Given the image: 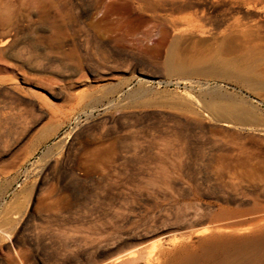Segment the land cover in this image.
I'll return each instance as SVG.
<instances>
[{
	"label": "rangeland",
	"instance_id": "374dc122",
	"mask_svg": "<svg viewBox=\"0 0 264 264\" xmlns=\"http://www.w3.org/2000/svg\"><path fill=\"white\" fill-rule=\"evenodd\" d=\"M44 3L0 35V264H264V0Z\"/></svg>",
	"mask_w": 264,
	"mask_h": 264
},
{
	"label": "bare ground",
	"instance_id": "6f19581e",
	"mask_svg": "<svg viewBox=\"0 0 264 264\" xmlns=\"http://www.w3.org/2000/svg\"><path fill=\"white\" fill-rule=\"evenodd\" d=\"M28 1V2H27ZM46 0H26V1H23V0H0V35L3 37V40L1 39V41H3V43H7L8 41H12L13 39V37H14V40L13 41H16V38H15V36H16V33H18L19 31H22V32H24V30H20L23 26H21V25H23V23L26 21V22H28L29 21V17H30V21L31 20H33V18L31 19V17H32V15H31V10L32 9H34V10H36V11H38L37 12V14H39L40 15V13H41V15H46V13H44V9H46L45 8V4L46 3H44ZM58 1V0H57ZM51 6V5H50ZM59 10V9H58ZM49 11V10H48ZM36 14V15H37ZM49 14V13H48ZM31 15V16H30ZM34 15V14H33ZM39 15H38V17H39ZM55 15V14H54ZM60 15V14H59ZM58 15V16H59ZM50 16L51 17H54V18H56L55 16H52L51 14H50ZM48 17V16H47ZM46 18V17H45ZM49 18V17H48ZM58 18V17H57ZM39 19L40 18H38V21H39ZM43 19V18H42ZM42 19H41V21H42ZM50 19V18H49ZM37 20V19H36ZM45 20V19H44ZM46 20H48L47 18H46ZM51 20V21H50ZM50 20H48V21H50L51 23H52V31H51V36L49 37V42H48V44H47V49L48 50H46L47 52H43L42 50H41V48L40 47H38V45H35V42H32L31 44H33L34 43V45H30V50L31 51H37V52H41V53H47V55H48V53H51L50 54V56L51 57H49V58H47V56H46V63H49V64H51V65H53V64H55L56 65V69L54 70V74H56V75H60V68H59V65H60V63H62L59 59L61 58V56H63L62 54H65V50L63 49L64 47V44L66 43L65 41H64V39H65V35H64V33H63V30H62V28H60L59 26V24H58V22H56L55 20H52V19H50ZM37 21V22H38ZM25 22V24H27ZM32 22V21H31ZM30 22V23H31ZM33 22H34V20H33ZM45 22V21H44ZM47 22V21H46ZM49 22V23H50ZM29 23V24H30ZM35 24V23H34ZM37 24V23H36ZM48 24V23H47ZM28 25V24H27ZM38 25H39V23H38ZM44 25V24H43ZM29 26V25H28ZM27 26V27H28ZM32 26H34V25H32ZM25 28H26V25L24 26ZM30 27V26H29ZM50 28V29H51ZM24 29V28H23ZM30 31V30H29ZM74 31V30H73ZM21 33V32H20ZM74 34V33H73ZM28 36V35H27ZM40 39H41V37H39ZM0 41V42H1ZM37 41H39V39L37 40ZM36 41V42H37ZM41 42V40L37 43V44H39ZM3 43L1 44V45H3ZM9 43V42H8ZM11 43V42H10ZM25 44V43H24ZM28 44V43H27ZM41 45H42V43H40ZM71 44H73L72 42H71ZM8 45V44H7ZM44 45V44H43ZM45 45H46V43H45ZM11 45H9V51H8V53H10V54H15V55H17L15 52H16V50H15V46L14 47H11ZM44 47V46H43ZM8 48V47H7ZM66 48V47H65ZM25 49V48H24ZM174 50H175V48L173 49V50H170L168 53H167V55H166V59H165V63H164V69H166L168 72H183V70H184V68H185V61L183 60V59H181V58H179V55H178V53L176 54L175 52H177V51H175L174 52ZM3 51V50H2ZM18 51V50H17ZM30 52V51H29ZM28 52V53H29ZM39 52V53H40ZM67 52V51H66ZM9 54V55H10ZM13 54V55H14ZM70 54V53H69ZM15 55H14V57H15ZM6 56H7V54H6ZM17 56H19V55H17ZM43 56V55H42ZM30 58V57H29ZM65 58V57H64ZM215 60H214V62L215 61H217V62H215V63H222V64H225V66L222 68V70L225 72V73H230V74H238V75H242V76H248V77H252V73H251V71H250V69L248 68V67H246V66H241V65H238V64H236V63H234V62H223V61H219L220 59L219 58H214ZM4 60V59H3ZM62 60V59H61ZM26 62H21V64L22 65H24V66H26V67H28V68H30V63L29 62H27V60H25ZM64 62V61H63ZM192 63H194V61H192ZM49 64H47V65H49ZM55 65H54V68H55ZM7 67V66H6ZM48 67V66H47ZM52 67V66H51ZM23 68V67H22ZM32 68V67H31ZM32 69H34V68H32ZM48 69V68H47ZM52 69V68H51ZM36 70H38L40 73L42 72V73H44L43 71H45L46 69H45V65L44 64H41V65H39L37 68H36ZM48 71V70H47ZM46 71V72H47ZM52 71H53V69H52ZM28 72V71H27ZM27 74V73H26ZM28 75V74H27ZM26 75V76H27ZM43 78V77H42ZM59 78V77H58ZM144 78V77H143ZM47 79V78H46ZM224 110H226V109H224ZM1 113V112H0ZM6 114V113H5ZM8 114H9V112H8ZM5 117V116H4ZM0 120H2L1 118H0ZM4 120V119H3ZM3 124V123H2ZM213 232V230L211 229H209V230H207V231H204V235L205 236H207V234H209L208 236H207V238L210 236V237H212V233ZM206 233V234H205ZM212 233V234H211ZM203 234V233H202ZM173 244H179V243H173ZM181 245V244H180ZM175 248V247H174ZM178 248H181V247H178ZM158 250V249H157ZM215 251V250H214ZM160 252V251H159ZM214 253H216V255L214 254ZM213 254H214V256H218L217 254H219L220 255V252L219 253H217V252H214ZM201 254V253H200ZM224 254V253H223ZM222 254V255H223ZM203 255V256H202ZM202 255H200V256H202V257H204V256H206V255H204L203 253H202ZM210 255L211 254H209V257H210ZM179 257L178 258H180V263H178V264H203L201 261H205V260H203V259H200V256L198 255V254H194V252L193 253H191V251L189 250H186V252L184 251V249H183V251H181L180 253H179V255H178ZM224 256H226V255H224ZM228 256V255H227ZM227 256H226V258H222V257H220V256H218L219 258H221V259H219V261H217L218 259H216V261L214 262V260H215V258L216 257H212V258H214V260H213V262L215 263V264H233V263H230V262H227V260L226 259H229V258H227ZM158 258V255H156L155 257H153V259L154 260H156ZM205 258V257H204ZM230 258H232V257H230ZM236 258V257H235ZM183 259V260H182ZM208 259V258H207ZM225 259V260H224ZM128 260H130V259H128ZM132 260V259H131ZM179 260V259H178ZM178 260H177V262H178ZM232 260H233V258H232ZM127 260H116V261H114V262H110L109 264H122L123 262H126ZM228 261H231V259L230 260H228ZM234 261H235V259H234ZM206 262V261H205ZM207 263V262H206ZM210 263V262H209ZM208 264V263H207Z\"/></svg>",
	"mask_w": 264,
	"mask_h": 264
}]
</instances>
